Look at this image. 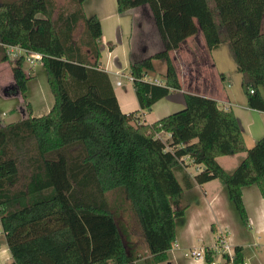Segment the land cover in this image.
Listing matches in <instances>:
<instances>
[{
  "label": "trees",
  "instance_id": "obj_1",
  "mask_svg": "<svg viewBox=\"0 0 264 264\" xmlns=\"http://www.w3.org/2000/svg\"><path fill=\"white\" fill-rule=\"evenodd\" d=\"M85 1L57 11L53 0H0V63L9 61L6 45L40 53L54 96L48 114L34 117L27 103L22 119L0 125V221L13 256L6 264H135L109 192L119 194L113 204L128 199L141 221L147 264L168 259L175 220L189 206L186 188L220 180L247 224L242 189L255 184L264 196V136L248 148L233 110L193 93L185 94L183 109L152 124L139 122V110L123 112L102 63L101 22L85 14ZM142 5L150 7L165 48L130 64L141 110L182 88L171 52L201 30L209 51L228 44L246 105L264 111V0H117L119 14ZM80 22L85 30L77 42ZM161 59L166 72L157 84L146 76ZM25 63L17 60L12 70L14 91L26 103ZM238 153L245 158L227 172L218 157ZM185 157L204 166L194 178ZM216 256L205 249L207 264ZM222 257L245 264L241 247Z\"/></svg>",
  "mask_w": 264,
  "mask_h": 264
},
{
  "label": "crops",
  "instance_id": "obj_2",
  "mask_svg": "<svg viewBox=\"0 0 264 264\" xmlns=\"http://www.w3.org/2000/svg\"><path fill=\"white\" fill-rule=\"evenodd\" d=\"M84 11L88 17L96 15L101 22L102 63L110 76L119 105L122 99L127 103L130 96L136 98L133 81L130 79L131 62L147 58L165 48V41L160 36L153 13L148 5H142L125 14H119L117 0H86ZM135 22L139 23V34L134 40ZM106 50L107 57H105ZM171 57L177 68L182 88L172 90L157 101L150 111L141 110L138 104L134 111H140L138 113L140 123L152 124L183 109L186 105L185 94L193 93L215 99L221 107L233 110L248 148L253 147L264 136V111L246 105L242 75L230 54L228 44H221L218 48L209 51L199 30L174 49ZM160 62V60L154 61V70L147 74V80L162 82V78L153 76L158 69H160L159 73L165 74L166 63ZM4 64L5 62L0 63V87L5 86V78L1 74ZM37 67L38 65L35 68ZM24 69L28 74L35 76L29 80L26 93L27 102L32 105L33 116L48 114L54 105V96L49 88L45 71L38 68L32 74L25 67ZM118 81H121L120 85L117 84ZM12 82L13 96H3L6 100L0 99V101H5L8 108L14 109L15 112L4 120L3 110L0 115V125L17 122L25 116L24 112L16 110L22 97L18 90L14 91L17 86L14 81ZM126 82H129V85ZM121 110L130 113L122 108ZM163 134L166 133L161 135ZM166 137L168 139L169 134H166ZM245 156L246 153L221 156L218 157V162L227 172H232L235 165ZM184 162L185 171L192 178L204 169L203 165L195 164L189 157H185ZM185 196L189 206L185 215L175 220L176 241L167 253L168 259L159 264H207L205 256L192 255L193 251L205 253L207 248L217 253L214 264H231L222 256L224 253L232 256L239 247L242 248L245 264H264V196L257 185L245 186L242 189L249 220L247 224L242 222L226 185L218 179L186 188ZM128 242L130 249L132 248L128 254L138 256L135 264H147L146 260L151 255L146 239L142 242L143 249L138 241L134 242L131 239ZM12 258L0 221V264L10 262Z\"/></svg>",
  "mask_w": 264,
  "mask_h": 264
},
{
  "label": "rangeland",
  "instance_id": "obj_3",
  "mask_svg": "<svg viewBox=\"0 0 264 264\" xmlns=\"http://www.w3.org/2000/svg\"><path fill=\"white\" fill-rule=\"evenodd\" d=\"M53 1L56 5L57 11L71 10V8L73 6L72 0H53ZM84 30H85L84 23L80 22L78 24L77 28L75 29L74 34H73L74 41L79 42L83 39ZM138 34H139V23L135 22V24H134V40H135V38L137 39ZM105 57H107V50L105 51ZM160 61H161L160 63H162V62L166 63L162 59ZM15 62H16L15 59L9 58V61L5 62V64H4V67L2 69L1 74L5 78V82H4L5 86L0 87V95L2 96V97H0V99L6 100V98H3V96H5V97L6 96H9V97L13 96L12 95L13 90L11 87H12V85L14 86V83L12 81L15 82V78H14L12 68H13V66H15ZM37 64H38L37 69L38 68L43 69L41 62H39V61L35 62L33 64L34 66L32 64H31V66H29L28 62H26L24 67L28 70V72L31 71V73L34 74L37 71V69L35 68L37 66ZM159 72H160V69H158V71H156L153 74V76L157 77L159 79H161V78L163 79V73H159ZM34 77L35 76L31 75V79ZM115 81H116V79H115ZM15 84H16V82H15ZM126 84L129 85V82H126ZM5 87H7V88H5ZM118 92H120L119 88H118ZM119 100H120V98H119ZM27 103L28 102L25 103V102L21 101L19 103V105L16 106V110L20 111V112H24V114H25V108H26L25 105ZM120 106L122 109H124V111H126V112L130 111L131 112V111H134V108L138 106V103H137L136 98L130 96L127 100V103H125L123 99L120 100ZM3 110H4L3 115H5V116H3L2 119H4V120L7 118H10V116L13 115L15 112L14 109L8 108V104L5 101H2V102L0 101V115H2ZM161 134H159L161 139L163 141H166V139H167L166 134H163V135H161ZM238 165H239V163L237 165H235L233 170ZM118 195H119L118 193L109 192L107 194V197L109 199L111 207L113 208V211H115V213H116V216H117L116 218H117V221H118V224H119L121 230L126 231L125 229H127V232H126L127 234H125V236H126L125 237V244H126L127 251L129 253L131 252L132 248L130 249V244L128 245V243H129L128 241L131 239H133L134 242L138 241L139 244L141 243L140 244L141 249H143L142 242H145V239H144V231L142 228L141 221L139 220L136 213L132 210L129 200L128 199L125 200L124 196H122L124 200L121 199L119 203L113 204L114 200L118 197ZM147 216L149 218V221L156 222V220L154 219L156 215H155L153 210H150V212H148Z\"/></svg>",
  "mask_w": 264,
  "mask_h": 264
},
{
  "label": "built area",
  "instance_id": "obj_4",
  "mask_svg": "<svg viewBox=\"0 0 264 264\" xmlns=\"http://www.w3.org/2000/svg\"><path fill=\"white\" fill-rule=\"evenodd\" d=\"M5 47H6V54L11 59H15L17 61L25 57V61L28 62V64L30 65L31 64L33 65L35 62H38V61L41 62V65H42V55L40 53L25 49L20 45H6ZM130 79L133 80L132 77H130ZM151 82L162 84V82L159 80H155ZM117 84L120 85L121 81H118ZM253 92L254 91L251 90V93ZM192 255L196 257H203L205 256V253L201 251H193Z\"/></svg>",
  "mask_w": 264,
  "mask_h": 264
}]
</instances>
